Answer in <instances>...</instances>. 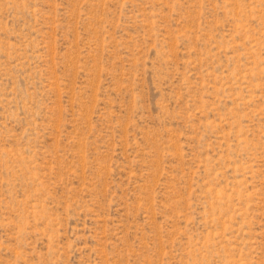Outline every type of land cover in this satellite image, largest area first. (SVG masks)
Here are the masks:
<instances>
[{
    "label": "rangeland",
    "instance_id": "1",
    "mask_svg": "<svg viewBox=\"0 0 264 264\" xmlns=\"http://www.w3.org/2000/svg\"><path fill=\"white\" fill-rule=\"evenodd\" d=\"M0 264H264V0H0Z\"/></svg>",
    "mask_w": 264,
    "mask_h": 264
}]
</instances>
